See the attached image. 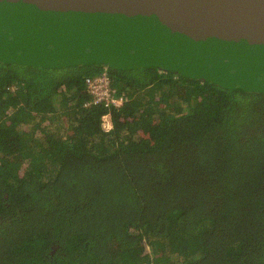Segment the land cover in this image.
I'll return each mask as SVG.
<instances>
[{
  "label": "trees",
  "instance_id": "16d2710c",
  "mask_svg": "<svg viewBox=\"0 0 264 264\" xmlns=\"http://www.w3.org/2000/svg\"><path fill=\"white\" fill-rule=\"evenodd\" d=\"M0 264H264V91L0 61Z\"/></svg>",
  "mask_w": 264,
  "mask_h": 264
},
{
  "label": "water",
  "instance_id": "95a60500",
  "mask_svg": "<svg viewBox=\"0 0 264 264\" xmlns=\"http://www.w3.org/2000/svg\"><path fill=\"white\" fill-rule=\"evenodd\" d=\"M0 61L187 70L264 91V0H0Z\"/></svg>",
  "mask_w": 264,
  "mask_h": 264
},
{
  "label": "built area",
  "instance_id": "2783aa9c",
  "mask_svg": "<svg viewBox=\"0 0 264 264\" xmlns=\"http://www.w3.org/2000/svg\"><path fill=\"white\" fill-rule=\"evenodd\" d=\"M87 92L91 96V101L85 104V107L102 106L105 109L120 108L126 101L123 95L117 96L113 87V80L106 70L94 76L85 79ZM101 128L104 132L112 129L111 118L109 114L102 116Z\"/></svg>",
  "mask_w": 264,
  "mask_h": 264
},
{
  "label": "rangeland",
  "instance_id": "374dc122",
  "mask_svg": "<svg viewBox=\"0 0 264 264\" xmlns=\"http://www.w3.org/2000/svg\"><path fill=\"white\" fill-rule=\"evenodd\" d=\"M183 74H185V75H188V76H195L196 74L195 73H191V72H187V70H184L183 72H182ZM111 244V246H114V245H112V243H110Z\"/></svg>",
  "mask_w": 264,
  "mask_h": 264
},
{
  "label": "flooded vegetation",
  "instance_id": "af4514ba",
  "mask_svg": "<svg viewBox=\"0 0 264 264\" xmlns=\"http://www.w3.org/2000/svg\"><path fill=\"white\" fill-rule=\"evenodd\" d=\"M106 69V68H105Z\"/></svg>",
  "mask_w": 264,
  "mask_h": 264
}]
</instances>
